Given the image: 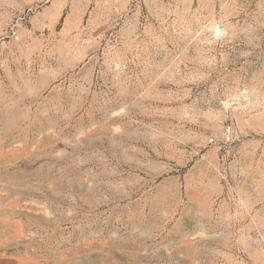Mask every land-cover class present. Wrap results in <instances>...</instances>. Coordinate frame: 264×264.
I'll use <instances>...</instances> for the list:
<instances>
[{"label":"rangeland","instance_id":"1","mask_svg":"<svg viewBox=\"0 0 264 264\" xmlns=\"http://www.w3.org/2000/svg\"><path fill=\"white\" fill-rule=\"evenodd\" d=\"M0 264H264V0H0Z\"/></svg>","mask_w":264,"mask_h":264}]
</instances>
